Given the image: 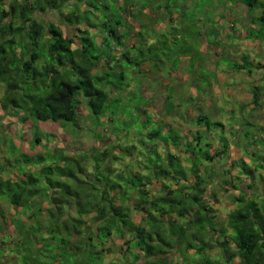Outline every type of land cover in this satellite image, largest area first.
<instances>
[{
    "label": "trees",
    "instance_id": "1",
    "mask_svg": "<svg viewBox=\"0 0 264 264\" xmlns=\"http://www.w3.org/2000/svg\"><path fill=\"white\" fill-rule=\"evenodd\" d=\"M99 1L0 0V86L4 89L0 109L18 117L21 128L20 132L14 133L20 138L26 140L20 134L27 122L76 121L78 95L87 100L94 116L102 117L111 101L121 98V91L130 85L132 73L122 68L123 63L134 64L141 70L148 61L144 48L143 55L131 56L136 43L120 54L112 51L114 42L125 45L124 34L118 32L117 26L126 19L130 29L132 23L128 17L133 14L132 0H125L121 11L108 15L104 21H92L88 18L89 13L98 18L102 6V10L112 8L105 2L100 5ZM237 1L247 7L252 25H258L252 26L251 34L264 41V0ZM66 4L73 6L65 15V21L73 26V33L38 15L50 10L61 12ZM258 9L261 11L255 16L254 11ZM84 22L102 27L105 34L100 43L97 33L92 34L89 28L80 27ZM247 60V56L242 58L235 67L246 69ZM190 62L194 66L195 60ZM261 67L264 63L256 65V68ZM253 94L251 104L257 107L260 96L256 92ZM171 95L169 93L166 97L165 110L177 115L176 110L173 112L167 107ZM241 106L245 109L246 103ZM205 116L208 115L199 111L190 119L196 130L187 141L181 132L171 135L173 147L178 151L171 152L172 149L166 146L165 151L160 152V142L146 148L149 154L139 162L144 164V167L137 166L139 170L128 166L123 173H115L114 168L105 163L107 160L115 162L120 156L114 152L110 154L104 147L82 155L81 159L70 158L66 152L56 149L54 156L63 164L45 163L44 167L36 169L38 174L25 171L12 178L4 176L3 170L4 165L10 170L14 166L3 162L4 157H0V249L11 246L10 250L16 255H23L24 264H103L105 248L102 247V238L109 241L110 237L119 236L123 239L125 251L132 255L124 264H172L173 250L179 251L182 246L187 252L194 250L199 256L198 264L220 261L221 264H233L236 257L240 258L239 264H264V175L258 177L254 174L258 167L264 170V161L258 156L259 163L255 168L249 166L243 157L241 161L231 162L232 168H240V174L223 183L240 188L235 183L240 182V175H245L249 179L247 187L253 191L247 193L241 189L236 207L228 214L227 226L217 221L218 210L213 201L205 197L216 173L206 171L194 175L201 163L197 162L193 150L202 145L213 149V143L206 140L208 133L201 123ZM153 118L145 117L144 123L154 121L160 124L158 117ZM5 128L0 126V146L9 142V134H12ZM207 131H210L209 124ZM148 135L156 136L157 130ZM227 138H221L223 145L214 147L212 154L202 156L203 160L213 161L227 155L231 144ZM41 141L38 133L35 142ZM165 142L168 144V140ZM259 143L263 145L264 138ZM255 145L259 146L258 143ZM168 152L170 160L167 164L164 157ZM253 155L258 153L253 152ZM39 156L41 163L46 162L44 155ZM174 159L177 161L175 167ZM85 161H95V164L89 179L83 180L76 176L74 168L85 171L80 165ZM232 168L225 165V173H231ZM243 182L246 185V180ZM157 185H160L158 189L155 188ZM3 202L19 209L28 220L13 217L18 229L15 239L8 228L9 219ZM43 202H47L46 207ZM135 211L144 214L140 224L132 220ZM214 241L222 248L221 255L216 258L207 254ZM230 241L234 246L229 245Z\"/></svg>",
    "mask_w": 264,
    "mask_h": 264
},
{
    "label": "rangeland",
    "instance_id": "2",
    "mask_svg": "<svg viewBox=\"0 0 264 264\" xmlns=\"http://www.w3.org/2000/svg\"><path fill=\"white\" fill-rule=\"evenodd\" d=\"M104 2L112 5L111 10H102L104 8L102 6L98 18L92 13H89L88 18L93 19L92 21L99 19V22H102L108 15L121 11L125 4V0H118L117 3L115 0L99 1L100 5ZM132 2L133 14L128 17L130 24L132 23L130 29L126 19H122L121 26H117L118 32L124 34L125 45H117L114 42L112 51L120 54L131 44L136 43L137 46L132 50L131 56L141 55L144 48L149 59L141 70L134 64L122 62L124 65L122 68L126 71L131 70L132 74L129 76L130 85L121 91L120 96L117 95L121 98L111 101L105 115L97 118L90 112L87 100L78 95L79 112L76 121L27 122L25 130L20 134L26 140L14 133L20 132L21 128L18 117L8 115V112L0 109L2 117L0 126L6 127L5 129L12 133L9 134V142L0 146V157H4L1 159L3 162L14 166L10 170L4 165L3 175L17 178L19 173L25 171L38 174L39 171L36 169L44 167L45 163L63 164L54 156L56 149L66 152L70 158L81 159L82 155L91 154L93 150L103 147L108 149L110 154L114 152L120 156L115 162L107 160L105 163L107 167H113L115 173H123L128 166L139 170L137 166L144 167V164L139 162L149 154V150L145 149L156 143L160 142L158 145L160 152H164L167 147L172 149L171 152L178 151L173 147L171 135L181 132L187 141L189 135L196 130L190 119L202 111L208 115L201 123L208 133L206 140L213 143V149L211 151L207 145H202L193 150L197 155V162L201 163L198 173L194 175L206 171L216 173L205 197L211 199L218 210L216 220L227 226L228 214L236 207V198L241 195V191L245 190L247 193L253 191L247 187L249 179L245 175H240L242 184L235 183L240 185V188L223 183L224 180L233 179L235 175L240 174V168H232L231 162L236 159L241 161L243 157L249 166L255 168L259 163L258 156L264 161V144L259 143L261 138H264V78L255 82L249 77V74L264 77V67H261L263 73L256 68L257 64L264 63V41L251 34L252 28L258 25H252L247 7L237 0H132ZM72 9L73 6L66 4L61 12L50 10L38 15L47 21H55L63 30H70L73 33V26L65 21V15ZM260 11V9L254 11L255 16ZM83 25L80 27H87L92 34H98L97 40L100 43L105 34L102 27L90 26L88 22H84ZM246 56L248 57L246 69L236 68V63ZM192 60H195L194 66L191 65ZM239 85L247 86L251 93L256 92L260 96V106L257 109L252 110L251 104L246 105L245 109L240 108L242 103H246V93L237 88ZM3 92L4 89L0 86V96ZM169 93L172 95L167 107L170 111L176 110L177 115L171 114L172 112L169 114L166 112L167 109L165 110L166 97ZM148 116L151 119L158 117L160 124L154 121L151 124L144 123V118ZM247 119L254 125L248 124ZM208 124L210 131H207ZM155 130L156 136L148 135ZM38 133L42 138L40 143L35 142ZM99 134L101 137H98ZM227 137L231 143L229 153L222 158L216 157L213 161H204L202 156L212 154L214 147L223 145L221 138ZM167 140L168 144L165 142ZM253 143H258L261 147L256 148ZM253 152H257L258 155H253ZM169 153H166L164 163L168 164ZM39 155H44L46 162L41 163ZM154 156L153 153V158ZM94 164L95 161L80 162L85 171L82 172L75 167L76 176L83 180L89 179ZM186 164L190 165L188 162ZM175 165L177 161L174 159L173 166ZM225 165L232 168L231 173H225ZM139 172L143 173V170ZM254 172L258 177L264 175V170L259 167L258 171ZM54 177H58L57 174H54ZM222 184L225 187H221ZM159 187L160 185L155 186L157 189ZM3 205L9 219L8 228L15 239L18 229L13 223V217L28 222L27 217L9 203L3 202ZM42 205L46 207L47 202H43ZM131 217L136 224H140L144 214L135 211ZM101 241H104L102 247L105 248L103 264H124L132 258V255L125 251L123 239L119 236L110 237L109 241L102 238ZM213 244L208 248L207 254L216 258L221 255L222 248L215 241ZM229 245L234 246L231 241ZM10 247L6 250L0 249L1 264L15 262L21 264L23 255H16L17 253L10 250ZM198 262L199 256L195 255L194 250L187 252L185 246L179 251L173 250L172 264ZM239 262L240 258L236 257L233 264ZM221 263L222 261L216 262Z\"/></svg>",
    "mask_w": 264,
    "mask_h": 264
},
{
    "label": "crops",
    "instance_id": "3",
    "mask_svg": "<svg viewBox=\"0 0 264 264\" xmlns=\"http://www.w3.org/2000/svg\"><path fill=\"white\" fill-rule=\"evenodd\" d=\"M258 71L259 72H262L263 70H262V68H258ZM263 73V72H262ZM251 74H249V77L253 80V81H255V82H258L259 80H262V78H264V77H254V76H252ZM257 76H259V75H257ZM221 77V76H220ZM253 77L255 78V80L253 79ZM237 88L238 89H240V90H243L245 93H246V105H250L251 104V102H252V98H253V93H251L249 90H248V87L247 86H245V85H239V86H237ZM260 106V104L257 106V107H255V106H253L252 104H251V109L252 110H254V109H257L258 107ZM240 108H242V106H240ZM201 110H203V108L201 107ZM205 114H207V113H205ZM251 120H248L247 119V123L248 124H252V125H254L253 123H251L250 122ZM261 146H260V144H259V146H256V148H260ZM263 161V160H262Z\"/></svg>",
    "mask_w": 264,
    "mask_h": 264
}]
</instances>
